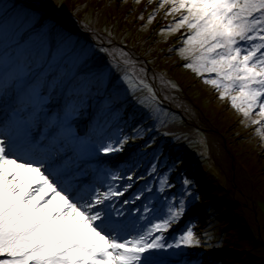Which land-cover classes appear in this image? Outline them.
Returning <instances> with one entry per match:
<instances>
[{
	"label": "rangeland",
	"instance_id": "374dc122",
	"mask_svg": "<svg viewBox=\"0 0 264 264\" xmlns=\"http://www.w3.org/2000/svg\"><path fill=\"white\" fill-rule=\"evenodd\" d=\"M161 2L0 0V72L5 77L0 88L5 81L11 85L0 91V107L20 93L16 117L27 119L31 131L39 118L49 117L39 127L43 133L51 128L49 121L63 116L65 104L74 100L68 130L56 129L64 133L66 147L60 159L73 156L61 180L67 186V178L81 168L82 175L72 185L76 198V193L82 197L85 192L81 202L93 188L127 186V176L132 175V188L116 205L124 212L120 219L134 221L137 229L146 231L151 215L164 216L169 205L184 199V214L163 233L164 241L175 243L191 226L199 245L157 250L155 260L163 264H264V117L258 107L245 117L232 107L229 97L220 98L223 89L205 83V78H215V74L198 75L185 67L191 58H182L179 50L188 29L169 31L180 14H168L171 6L160 8ZM149 17H153L151 23ZM103 38L132 52L146 74L108 43L114 59ZM151 74L161 81L155 82ZM101 80L103 86L98 83ZM139 80L145 86H139ZM72 89L78 94L69 95ZM136 129L141 135H136ZM206 130L227 152L210 141ZM121 136L127 137L121 151L106 155L98 151L101 144L114 143ZM72 140L74 153L69 150ZM236 169L251 190L239 183ZM112 174L123 178L113 181ZM165 176L168 183L161 191L159 181ZM33 179L25 176L27 181ZM184 179L190 182L187 190ZM141 192V200L120 204ZM144 204L157 211L147 219L134 211L129 215Z\"/></svg>",
	"mask_w": 264,
	"mask_h": 264
},
{
	"label": "snow or ice",
	"instance_id": "6c2138e0",
	"mask_svg": "<svg viewBox=\"0 0 264 264\" xmlns=\"http://www.w3.org/2000/svg\"><path fill=\"white\" fill-rule=\"evenodd\" d=\"M166 4L171 6L168 14H180L168 30L188 29L179 50L182 58H191L185 67L198 75L215 74V78H205V83L223 89L220 98L229 97L232 107L245 117L257 107L264 117V0H162L159 7ZM98 83L103 86L102 80ZM137 84L145 86L143 80ZM10 86L5 81L0 91ZM73 94H78L77 89L69 93ZM74 109L75 102L70 99L64 115L55 116L49 127L67 131ZM135 131L141 135L140 129ZM63 135L43 137L47 144L32 141L30 150L39 159L16 156L8 138L0 139V264H163L153 258L155 251L199 245L191 226L175 243L164 241L163 233L184 214V199L169 205L164 216L151 215L157 210L148 204L130 210L129 215L134 211L145 219L151 215L146 231L137 229L134 221L120 219L124 212L116 200L132 188V175L127 176V186L108 185L103 191L93 188L83 202L76 198L72 185L78 175L67 178V186L61 180L72 163L60 159ZM125 143L127 137L121 136L114 143L101 144L98 151L105 155L119 152ZM26 175L34 179L27 181ZM122 178L110 176L113 181ZM159 182L163 191L167 177ZM189 183L184 179L185 190ZM142 195L137 193L133 200L124 199L120 204L134 203Z\"/></svg>",
	"mask_w": 264,
	"mask_h": 264
},
{
	"label": "bare ground",
	"instance_id": "6f19581e",
	"mask_svg": "<svg viewBox=\"0 0 264 264\" xmlns=\"http://www.w3.org/2000/svg\"><path fill=\"white\" fill-rule=\"evenodd\" d=\"M74 22H75V21H74ZM86 31H87V30H86ZM103 40H104V43H105L106 48H107V46L109 45V46H108L109 52L112 53V56H113L114 59H115V52H112V51H111V50H112V47L115 48V49H117V50H120L121 54H123L124 56H127L128 60H129L130 62H132V64H134V63L137 64L138 67L140 68V70L146 74L144 65H143L141 62H139V61H135L132 52H131V53H128L127 51L121 49L118 45H114L113 43L108 42V41L105 40L104 38H103ZM108 43H110V44L112 45V47H110V44H108ZM127 50H128V49H127ZM115 51H116V50H115ZM116 53H118V52L116 51ZM148 75H149V74H148ZM150 76H152V78L155 80V82H160V81H161L159 77H156V76H154L153 74H151ZM187 100H188V99H187ZM183 101H184V102H187V101H185V100H183ZM187 103H188V102H187ZM191 103H192V102H191ZM189 106H190V107H188L189 110L192 111V110H191V105H190V104H189ZM193 111H194V110H193ZM196 118H197V116H196ZM197 119H198V118H197ZM206 122H207V121H206ZM206 131H207V130H206ZM207 132H208V131H207ZM207 134L209 135V139H210V141H211L212 143H215V144L218 143V144H220V146L224 149V151L227 152V150H226V146L223 145V143L220 142L219 139H217V137H215V135H213V134L210 133V132H208ZM231 161H233V160L231 159ZM236 171H237L238 175L240 174V176H241V177L238 178V179H239V183H241V185H242L243 187H246V189L251 190V189H250V183H249V181L245 178L244 175H241V173H240V171H239L238 169H236ZM218 181H219V180H218ZM220 182H221V181H220ZM261 235H262V237H263V239H264V230L261 231ZM260 237H261V236H260Z\"/></svg>",
	"mask_w": 264,
	"mask_h": 264
}]
</instances>
